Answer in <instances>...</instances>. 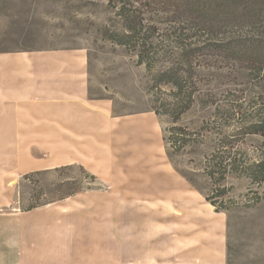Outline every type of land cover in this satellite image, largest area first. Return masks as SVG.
I'll return each mask as SVG.
<instances>
[{
    "label": "rangeland",
    "instance_id": "obj_1",
    "mask_svg": "<svg viewBox=\"0 0 264 264\" xmlns=\"http://www.w3.org/2000/svg\"><path fill=\"white\" fill-rule=\"evenodd\" d=\"M107 5L0 0V264H264V182L229 175L227 195L218 200L230 205L227 214L175 169L163 139L169 118L151 110L145 66L100 34ZM76 48L87 52L89 97L102 101L104 114L79 122L95 131L71 141L69 167L54 163L51 139L17 133L18 126L33 123L18 124L29 116L5 102L1 91L6 86L24 93L34 82L33 74L23 73L37 66L29 53ZM228 87L215 88L224 99L215 106L196 102L183 123L224 125L230 134L237 120L221 113L231 110L237 96ZM22 101L17 100L21 106ZM34 104L29 102L30 110ZM223 135L212 133L208 144ZM239 138L248 163L264 153L263 136ZM194 159L187 154L177 162L197 169ZM39 170L47 171L25 178ZM87 172L96 176L94 182ZM198 178L211 193L207 177ZM41 189L42 200H56L25 210Z\"/></svg>",
    "mask_w": 264,
    "mask_h": 264
},
{
    "label": "trees",
    "instance_id": "obj_2",
    "mask_svg": "<svg viewBox=\"0 0 264 264\" xmlns=\"http://www.w3.org/2000/svg\"><path fill=\"white\" fill-rule=\"evenodd\" d=\"M107 1L108 16L99 24L100 34L145 66L151 110L169 118L163 139L171 162L218 212L228 214L230 205L218 200L227 195L229 175L247 174L254 182H264V153L248 163L242 157L243 137L239 138L264 137V0ZM224 85L237 96L232 100V113L228 109L221 113L225 119L237 120L230 134L224 125L207 122L192 128L183 123L196 102L210 106L222 102L223 95L215 88ZM212 133L224 135L217 144H208L213 142ZM208 145L213 147L209 152ZM187 154L194 156L197 169L178 164L177 158ZM47 170L26 173L25 178ZM87 173L94 182L96 176ZM198 175L210 181L211 193L199 178L197 182ZM43 192L35 194L25 210L56 200H42Z\"/></svg>",
    "mask_w": 264,
    "mask_h": 264
},
{
    "label": "crops",
    "instance_id": "obj_3",
    "mask_svg": "<svg viewBox=\"0 0 264 264\" xmlns=\"http://www.w3.org/2000/svg\"><path fill=\"white\" fill-rule=\"evenodd\" d=\"M32 55L37 59V66L24 67L23 73L33 74L34 82L24 88V93L16 90L17 94H14V89L7 90L3 85L1 98L5 102L13 101L17 108L21 107L24 118L29 116L27 120L18 119V124L33 123L28 128L18 126L17 133L32 134L26 138L51 139L54 163L68 165L73 162L71 141L87 139L86 134L95 131L93 127L78 126L79 122H92L104 114L102 101L89 97L87 52L78 48L51 49L33 51L26 56ZM2 79L3 73L0 71V81ZM21 99L24 103L22 106L17 102ZM31 101L35 104L30 110ZM89 109L91 115H88ZM108 109L111 114V109Z\"/></svg>",
    "mask_w": 264,
    "mask_h": 264
}]
</instances>
